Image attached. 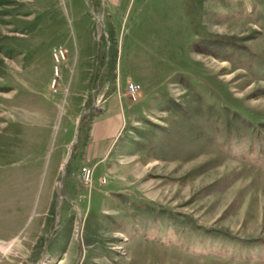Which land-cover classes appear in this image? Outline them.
I'll list each match as a JSON object with an SVG mask.
<instances>
[{
    "label": "rangeland",
    "instance_id": "374dc122",
    "mask_svg": "<svg viewBox=\"0 0 264 264\" xmlns=\"http://www.w3.org/2000/svg\"><path fill=\"white\" fill-rule=\"evenodd\" d=\"M106 1L0 0V264H264V0Z\"/></svg>",
    "mask_w": 264,
    "mask_h": 264
},
{
    "label": "crops",
    "instance_id": "0c3cea01",
    "mask_svg": "<svg viewBox=\"0 0 264 264\" xmlns=\"http://www.w3.org/2000/svg\"><path fill=\"white\" fill-rule=\"evenodd\" d=\"M114 6L127 7L129 6L125 0H111ZM132 1V6L144 0H128ZM105 2H107L105 0ZM124 2V3H123ZM126 3V4H125ZM128 116L124 109H115L109 114L98 116L96 123L90 132L91 138V155L90 158L96 161L107 159L113 150V147L127 125ZM93 136V137H92Z\"/></svg>",
    "mask_w": 264,
    "mask_h": 264
},
{
    "label": "built area",
    "instance_id": "2783aa9c",
    "mask_svg": "<svg viewBox=\"0 0 264 264\" xmlns=\"http://www.w3.org/2000/svg\"><path fill=\"white\" fill-rule=\"evenodd\" d=\"M55 56H56V59L59 60V55L56 54ZM139 90H140V86L134 83L128 84L127 91L132 101H136L137 99L136 95L138 94ZM91 177H92V170L86 167L83 168L82 179L85 184L89 183V181L91 180Z\"/></svg>",
    "mask_w": 264,
    "mask_h": 264
},
{
    "label": "bare ground",
    "instance_id": "6f19581e",
    "mask_svg": "<svg viewBox=\"0 0 264 264\" xmlns=\"http://www.w3.org/2000/svg\"><path fill=\"white\" fill-rule=\"evenodd\" d=\"M0 250H1L4 254H6V252H7V248L5 249L4 247H0Z\"/></svg>",
    "mask_w": 264,
    "mask_h": 264
}]
</instances>
